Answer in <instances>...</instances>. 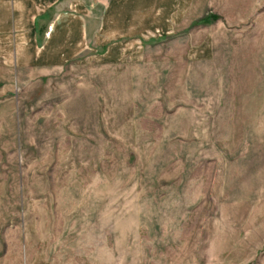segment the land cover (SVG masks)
Masks as SVG:
<instances>
[{
    "label": "rangeland",
    "instance_id": "rangeland-1",
    "mask_svg": "<svg viewBox=\"0 0 264 264\" xmlns=\"http://www.w3.org/2000/svg\"><path fill=\"white\" fill-rule=\"evenodd\" d=\"M81 1L0 65V264H264V0Z\"/></svg>",
    "mask_w": 264,
    "mask_h": 264
},
{
    "label": "crops",
    "instance_id": "crops-1",
    "mask_svg": "<svg viewBox=\"0 0 264 264\" xmlns=\"http://www.w3.org/2000/svg\"><path fill=\"white\" fill-rule=\"evenodd\" d=\"M112 1L108 10L116 12L119 6L126 12L128 1ZM87 5L81 0H0V58L4 59L0 65L13 60L17 66L28 65L34 73L36 67L67 60L81 48ZM162 32L156 27L147 36Z\"/></svg>",
    "mask_w": 264,
    "mask_h": 264
}]
</instances>
